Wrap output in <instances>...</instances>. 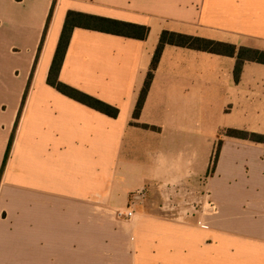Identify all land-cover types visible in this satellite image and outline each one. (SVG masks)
Listing matches in <instances>:
<instances>
[{"label": "crops", "instance_id": "crops-1", "mask_svg": "<svg viewBox=\"0 0 264 264\" xmlns=\"http://www.w3.org/2000/svg\"><path fill=\"white\" fill-rule=\"evenodd\" d=\"M70 11L150 28L73 32L60 81L117 118L48 84ZM164 31L264 51V0H0V224L24 264H264V144L225 136L264 135V64L236 81V57L167 46L136 120ZM203 189L217 214L194 216Z\"/></svg>", "mask_w": 264, "mask_h": 264}, {"label": "trees", "instance_id": "trees-1", "mask_svg": "<svg viewBox=\"0 0 264 264\" xmlns=\"http://www.w3.org/2000/svg\"><path fill=\"white\" fill-rule=\"evenodd\" d=\"M52 16H53V10L48 18L47 26L40 46V52L44 46L45 39L48 34L50 23L52 20ZM76 28H84L88 30L99 31L103 33H108V34H113V35H118L127 38L138 39V40H146L150 34V28L148 26H144L140 24L125 22V21L102 17L98 15L86 14L77 11H70L67 14L65 25L50 69L48 84L53 88H55L56 90H58L59 92H61L62 94L74 99L75 101L81 104H84L94 110L104 113L112 118H117L119 115L118 108L108 103H105L89 94H86L74 87H71L63 83L59 79L60 72L66 57V53L73 32ZM167 46H177L181 48H188L196 51L207 52L214 55L236 57L237 58V64L235 68L236 81L240 80L245 63L255 62V63L264 64V51L261 50L248 48V47H237L236 45L230 43L215 41L211 39L201 38V37L177 33V32L164 31L161 34L159 44L157 46V49L153 57L151 69L147 75L144 87L140 93L136 105V109L134 111L133 117L136 120L139 119L141 116L142 110L144 108L145 102L148 98L154 80L155 72L158 69L163 52ZM33 74L34 72L32 73L30 82L32 81ZM26 96L27 93L25 95V98ZM143 127L148 128L147 125H144ZM225 136L236 139L248 140L257 144H264V135L245 131V130L230 129L225 132ZM223 142H224L223 139H220L217 142L216 152H215L216 159H218V157L220 156ZM12 144H13V136L10 141L4 167L7 162V158L9 156V152Z\"/></svg>", "mask_w": 264, "mask_h": 264}, {"label": "rangeland", "instance_id": "rangeland-1", "mask_svg": "<svg viewBox=\"0 0 264 264\" xmlns=\"http://www.w3.org/2000/svg\"><path fill=\"white\" fill-rule=\"evenodd\" d=\"M152 41H154V39L151 37V42ZM12 80L14 79L12 78ZM210 201H213V199L210 197V194H208L207 191L203 189L200 199H198L193 206L194 216H207L211 212L209 211ZM16 224L18 225V223L16 222L12 223L11 226L13 228L16 226L17 229L14 228L13 230H11L9 228V233L6 231L4 232V228L0 224V263L3 262L8 264H24L25 262H29V260L33 261L34 257L27 254V250L22 243L21 236L23 235V233L21 231V228ZM3 235L9 236V239H3ZM27 256H29V260L25 261V258H27Z\"/></svg>", "mask_w": 264, "mask_h": 264}, {"label": "built area", "instance_id": "built-area-1", "mask_svg": "<svg viewBox=\"0 0 264 264\" xmlns=\"http://www.w3.org/2000/svg\"><path fill=\"white\" fill-rule=\"evenodd\" d=\"M145 194H146L145 190L139 191L136 194H134L130 200L129 205L125 209L118 210L116 212V217L118 219H123V220L133 219L137 214L136 211L137 207L140 204L144 203ZM209 205H210L209 211H211L210 214H217L219 212V209L214 201H210Z\"/></svg>", "mask_w": 264, "mask_h": 264}]
</instances>
